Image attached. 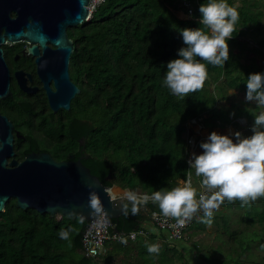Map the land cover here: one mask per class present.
<instances>
[{"label":"trees","instance_id":"16d2710c","mask_svg":"<svg viewBox=\"0 0 264 264\" xmlns=\"http://www.w3.org/2000/svg\"><path fill=\"white\" fill-rule=\"evenodd\" d=\"M235 1L229 3L239 8L240 18L228 41L230 59L224 65L205 61L208 79L202 88L185 96L173 94L163 78L167 62L176 58L184 44L180 30L200 27L210 31L200 21L203 0H103L87 22L73 28L69 37L75 50L70 67L80 88L73 103L90 123L86 134L90 158L83 165L104 186L143 195L160 187H175L191 171L200 191L202 177L188 163L189 122L196 120L210 130L238 128L236 119L240 118L252 126L255 113L245 106L235 107L228 91L246 94L247 75L264 71V35L260 36L264 0ZM181 3L191 6L188 19L175 13ZM248 39H256V45ZM200 143L194 153L203 151ZM220 207L211 223L201 220L200 213L190 226L197 231L191 235L210 226L216 231L223 228L228 237V250L217 247L212 257L201 254L202 260L206 264H264L249 255L255 248L253 241L243 240L264 234V197L250 204L225 199ZM227 208L232 215L221 222ZM123 210L111 223L113 231L124 234L145 230L151 212H160L151 200L135 215L131 202L124 201ZM87 224L79 218L70 221L22 210L10 199L0 213V264H178L179 260L187 264L175 243L148 232L127 243L108 241L101 256L86 257L81 238ZM61 229H70L68 239H61ZM154 242L161 246L159 253L147 250ZM258 245L264 247L261 242Z\"/></svg>","mask_w":264,"mask_h":264},{"label":"clouds","instance_id":"9594fccd","mask_svg":"<svg viewBox=\"0 0 264 264\" xmlns=\"http://www.w3.org/2000/svg\"><path fill=\"white\" fill-rule=\"evenodd\" d=\"M199 12L201 23L210 31L200 27L181 29L184 44L177 50L176 58L167 62L163 83L176 95L185 96L204 86L209 77L205 61L224 65L230 59L228 41L239 21V8L229 0H203ZM245 99L264 106V71L247 75ZM197 125L203 127L200 123ZM200 142L203 151L193 153L188 163L189 168L194 167L196 174L202 177L204 190L193 186L189 171L182 185L160 187L143 195L129 192L131 214L138 213L151 200L158 204L165 217L176 218L177 225H184L200 213L203 214L201 220L211 223L214 210L225 199L250 204L264 197V108L254 114L250 135L240 131L231 134L212 131ZM90 204L100 211L101 203L94 192L90 194ZM59 236L68 239L70 229H61ZM121 239L127 243L126 238ZM160 249L156 242L147 245L149 253H159Z\"/></svg>","mask_w":264,"mask_h":264},{"label":"water","instance_id":"95a60500","mask_svg":"<svg viewBox=\"0 0 264 264\" xmlns=\"http://www.w3.org/2000/svg\"><path fill=\"white\" fill-rule=\"evenodd\" d=\"M94 1L0 0V14L5 13L7 17L9 12L16 14V18L11 20L12 29L6 32L9 40L25 38L32 43H38L44 50H48L45 44L49 42L55 48L48 53L43 64L46 78L49 80L52 77L55 81L56 92L50 98L53 110H68L69 101L80 93L69 79L68 65L74 46L67 36V29L77 27L90 19V8ZM22 20L25 21L23 25ZM0 41L3 38L0 37ZM35 50L36 47L33 46L30 52L35 53ZM55 70L58 73L51 75ZM5 80L1 97L8 93V78ZM242 120L245 121L238 119L239 122ZM8 127L4 144L12 141L11 124L8 123ZM107 179H110V175ZM122 191L127 194L130 192L116 186H104L80 160L57 162L49 155H39L27 158L22 164L12 162L8 168L5 159L0 156V213L4 211L7 202L14 199L16 206L22 210L32 209L50 217L59 215L70 221L79 218L88 223L81 240L90 229V222L110 225L112 219L123 214V202L131 201L126 194H111H121ZM93 192L100 200V211L90 204V194Z\"/></svg>","mask_w":264,"mask_h":264},{"label":"flooded vegetation","instance_id":"af4514ba","mask_svg":"<svg viewBox=\"0 0 264 264\" xmlns=\"http://www.w3.org/2000/svg\"><path fill=\"white\" fill-rule=\"evenodd\" d=\"M13 18H16L14 12H9V17L0 14V37L3 38L0 41V93L8 78V93L0 96V156L8 168L12 162L22 164L27 158L39 155H49L57 162L80 160L83 164L90 158L89 137L86 135L90 123L74 106V99L80 93L69 101L68 110H53L50 98L56 92L55 81L52 77L46 78L43 64L48 53L55 48L49 42L45 44L48 50H44L38 43L25 38L9 40L6 32L12 29ZM72 30L67 29V36L74 46L69 37ZM33 46L36 47L35 53L30 52ZM68 72L70 82L80 90L72 76L70 60ZM56 73L58 70L52 71L51 75ZM8 123L12 126V141L4 144Z\"/></svg>","mask_w":264,"mask_h":264},{"label":"rangeland","instance_id":"374dc122","mask_svg":"<svg viewBox=\"0 0 264 264\" xmlns=\"http://www.w3.org/2000/svg\"><path fill=\"white\" fill-rule=\"evenodd\" d=\"M235 3L239 4V0H236ZM96 6H97V3L94 4V7L90 8L91 12L95 9ZM190 9H191V6L189 3H181L180 4V10H178L175 13L178 16V18H180V19H185V18L188 19L190 17V13H189ZM184 13H186V14H184ZM260 33H261L260 36L264 35V18L261 22ZM248 40H249L250 45H252V46L256 45V43H255L256 39H248ZM228 98H229L231 103L235 104V107L245 106L249 111H252L255 114H257L262 108H264V106H257L254 101L246 100L244 93H240V92L230 90V91H228ZM229 104L230 103H228V102L222 103V105H224L226 107L229 106ZM202 117L205 118V115H203ZM236 121L240 124V127L237 128V127L230 125V126L225 127L224 129L217 128L215 131H217L221 134H231V132L235 133L236 131H240L244 135H250L251 134V127L247 126L246 120L245 121L242 120L239 122L238 119H236ZM198 127H200V126L194 125L193 127H190L192 133L189 135V138L192 137L193 139H196V141L199 140V143H200V140H202L201 138L204 136L202 141L206 140L209 133L212 132V130L205 128L204 129L205 131L203 132V131H201L203 129L198 130ZM194 129L196 131L198 130L200 136L194 135V131H195ZM191 180H192L193 186L196 187L197 189H199V183L196 180V178L193 176V174L191 176ZM178 183H179V185L183 184L181 181H179ZM122 192L123 193H121L120 195H123L126 193L125 191H122ZM221 210H222L221 207H219L218 209H215L214 215H218ZM241 211H243V210L241 209ZM232 212L233 211L231 208L225 209L224 213H226L227 215L224 216L223 219H221V222H224L225 220L228 221L227 218L232 215ZM233 224H236V221H234ZM196 225H197V223L194 224L193 226H196ZM259 228L260 227L256 228V230L258 232H260ZM153 230L156 231L158 229L153 227ZM188 232H189L188 233L189 234L188 241L179 242V243L175 244L176 245L175 247H177L178 250L180 251V253H182V255L184 256L187 264H206L205 261L202 260L200 255L201 254H204V255L207 254V255H210L209 257H212L213 253L217 249V247H221L222 250H228V245H227V238L228 237L224 233L223 228L218 229L216 231L215 228L208 226L205 231L198 232L195 235H191V234H192V232H197V231L196 230L192 231L189 228ZM243 238H246V237H243ZM243 240H244V242H247L249 240L253 241L252 246H255V248L251 251V253L249 255H251V257L253 259H255L256 261L264 262V247H262L261 245H258V242H261L262 244H264V234L259 235L256 238L250 237V239H248V240H245V239H243ZM194 243L195 244L197 243L196 245H198L199 248H195ZM216 256L219 257L218 254H216ZM220 257H221V254H220ZM181 262H184V260L177 261L178 264H182ZM113 264H117V262L114 261Z\"/></svg>","mask_w":264,"mask_h":264},{"label":"built area","instance_id":"2783aa9c","mask_svg":"<svg viewBox=\"0 0 264 264\" xmlns=\"http://www.w3.org/2000/svg\"><path fill=\"white\" fill-rule=\"evenodd\" d=\"M103 0H95L94 4L97 6L102 3ZM94 7V5H93ZM191 13V11H189ZM197 125L196 120H191L188 124L189 127ZM188 152L191 155L195 152L198 147V141L192 137H187ZM189 157V159H190ZM184 181H182L183 183ZM204 187L200 182V191H203ZM140 195V194H139ZM153 213H156L155 215ZM176 218L165 217L161 212H151L150 221L151 223L161 232L165 233V238L168 242H186L189 239V228L192 225L194 217L189 222L184 225H177L175 223ZM113 224H106L103 222H90V229L85 232V236L82 241V251L86 257L97 258L105 252V245L108 241L122 242V237L134 240L137 236H145L147 234L146 230H139L137 232H131L129 234H121L118 232H113Z\"/></svg>","mask_w":264,"mask_h":264},{"label":"crops","instance_id":"0c3cea01","mask_svg":"<svg viewBox=\"0 0 264 264\" xmlns=\"http://www.w3.org/2000/svg\"><path fill=\"white\" fill-rule=\"evenodd\" d=\"M177 17H178V16H177ZM185 19H186V18H185ZM200 129H203V130H201V131H203V132L205 131V130H204L205 127H202V128L198 127V130H200ZM216 129H217V128H214V129H212V131H215ZM194 130H195V129H194ZM198 130H197V131H196V130L194 131V135H195V136H200ZM206 130H207V129H206ZM207 132H208V131H207ZM207 134H208V133H207ZM203 137H204V136H203ZM203 137L201 138L202 140H203ZM202 140H201V141H202ZM181 182H182V181H181ZM198 183H199V182H198ZM122 193H123V192H122ZM125 194H126V193H125ZM116 195H120V194H116ZM147 226H148L149 228H148ZM153 227H155V226L151 223V221H149V222L147 223L146 227H145V228H146L145 230H146L148 233H152V234H155V235H162V236L165 237V233H164V232H160L159 230L154 231V230H153ZM155 228H156V227H155ZM159 242H160V241H159ZM176 243H179V242H176ZM176 243H175V244H176Z\"/></svg>","mask_w":264,"mask_h":264},{"label":"bare ground","instance_id":"6f19581e","mask_svg":"<svg viewBox=\"0 0 264 264\" xmlns=\"http://www.w3.org/2000/svg\"><path fill=\"white\" fill-rule=\"evenodd\" d=\"M229 132V131H228ZM232 133V132H231ZM112 195H115V196H118V195H116V194H114V193H111ZM126 195H127V193H126Z\"/></svg>","mask_w":264,"mask_h":264}]
</instances>
